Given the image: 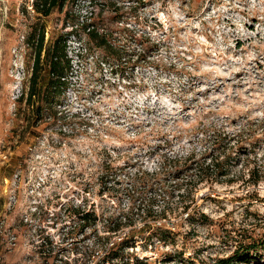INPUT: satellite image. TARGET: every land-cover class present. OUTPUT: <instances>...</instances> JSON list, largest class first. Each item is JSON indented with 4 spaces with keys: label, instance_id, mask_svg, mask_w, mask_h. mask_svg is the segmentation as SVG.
I'll list each match as a JSON object with an SVG mask.
<instances>
[{
    "label": "rangeland",
    "instance_id": "1",
    "mask_svg": "<svg viewBox=\"0 0 264 264\" xmlns=\"http://www.w3.org/2000/svg\"><path fill=\"white\" fill-rule=\"evenodd\" d=\"M34 4L0 0V262L264 264V0ZM40 31L41 82L64 39L69 66L38 112Z\"/></svg>",
    "mask_w": 264,
    "mask_h": 264
},
{
    "label": "trees",
    "instance_id": "2",
    "mask_svg": "<svg viewBox=\"0 0 264 264\" xmlns=\"http://www.w3.org/2000/svg\"><path fill=\"white\" fill-rule=\"evenodd\" d=\"M67 2V0H35V9L40 12L43 13L44 15H49L51 13V11L53 10L54 7H59V8H63L64 4ZM90 33L89 34H94V30L91 31V29H89ZM38 39L36 40V44H35V52H36V56H35V60L32 66L33 72L32 75L29 79V83H28V90H26L25 92H23V94L21 95V99L24 98V95H26V101L29 104V106H35L33 101H35V98H41V103H39L38 107H37V111L41 112L45 107H53V103L50 100L51 97H55V94L58 92H61L62 89L65 87V72H66V67L67 65L69 66V59L67 57L66 52H64L65 49V42L66 40L64 39V46L62 47V50L60 52L57 51H53L54 53L51 54V49L48 50V55H47V59H46V63L48 64V68L50 69V77L47 80V83H43L41 82V76H40V68L42 65V50L44 49V43H45V35H44V31H40L38 34ZM110 42L107 40V38L102 37L101 41L99 43V46L105 47L106 45H109ZM46 105V106H45ZM193 155V153L188 156L185 159V162H187L191 156ZM227 160V156L224 157L223 160H219V158H215L212 159V161L208 164V165H203L201 167L202 171L201 176H208L210 175V173H212V171L215 172V175L217 177L223 176V175H227V173L229 172L228 167L225 166V161ZM259 174H260V170L259 168H254L251 170V172L249 173V178L248 181L253 183L254 185L258 184L259 181ZM80 214L82 215V219L85 218H89L93 213H90V211L88 212H80ZM80 215V216H81ZM95 220V218H94ZM126 222H129L128 220H126ZM125 222V223H126ZM89 224H87L88 226ZM121 227V223L117 224L116 226H114L113 230H119ZM127 243V240H123V242H121L120 244L115 243L114 245H112L110 247V253L108 255L111 254V252L113 251V249H115L116 247H118L119 245H124ZM260 243V242H259ZM258 244L257 242L253 241V242H248V244L245 245L244 250H246V253L248 256L250 255L251 251L250 249H252V247ZM253 245V246H252ZM113 254V253H112ZM238 253H235V255L229 256L226 259H219L217 262H221L222 264H234L235 262H239V259L242 258H248V256L246 257H241L239 258L237 261H235V256ZM111 258H113L112 256H110ZM110 257H105L101 262L99 261L96 264H106L107 261H109Z\"/></svg>",
    "mask_w": 264,
    "mask_h": 264
},
{
    "label": "built area",
    "instance_id": "3",
    "mask_svg": "<svg viewBox=\"0 0 264 264\" xmlns=\"http://www.w3.org/2000/svg\"><path fill=\"white\" fill-rule=\"evenodd\" d=\"M0 239L2 242L6 243L7 249H13L17 246L18 240L17 236L13 233L6 232V230H3V223H0ZM0 264H4L0 262ZM8 264H17L15 262H8Z\"/></svg>",
    "mask_w": 264,
    "mask_h": 264
}]
</instances>
